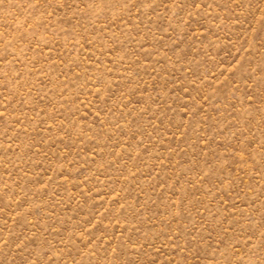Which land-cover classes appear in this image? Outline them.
Returning <instances> with one entry per match:
<instances>
[{"label":"rangeland","instance_id":"374dc122","mask_svg":"<svg viewBox=\"0 0 264 264\" xmlns=\"http://www.w3.org/2000/svg\"><path fill=\"white\" fill-rule=\"evenodd\" d=\"M0 264H264V0H0Z\"/></svg>","mask_w":264,"mask_h":264}]
</instances>
